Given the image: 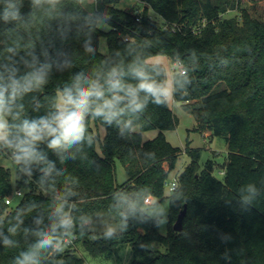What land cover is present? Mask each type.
<instances>
[{
	"label": "trees",
	"instance_id": "obj_1",
	"mask_svg": "<svg viewBox=\"0 0 264 264\" xmlns=\"http://www.w3.org/2000/svg\"><path fill=\"white\" fill-rule=\"evenodd\" d=\"M118 1L0 0L8 124L0 155H11L17 166L14 188L11 170L0 164V264H84L77 245L109 255L122 244L131 245L129 264H264V19L252 16L243 0H140L146 8L137 20ZM6 9L16 17L5 19ZM233 10L236 15L225 16ZM153 54L181 62L185 72L172 75L174 100L194 114L198 130L227 141L222 180L213 174V160L200 168L201 149L187 145L190 162L164 195L182 152L164 134L178 123L165 97L156 103L149 96L138 112L122 101L111 122L94 114L103 101L93 97L83 139L50 148L47 137L34 145L36 158L17 160L24 121L54 117L65 89L76 95L98 84L110 100L125 95L111 90L110 81L135 87L137 73L164 87L163 65L148 61ZM34 74L41 82L28 83ZM151 129L157 135L143 140ZM117 161L128 175L122 183ZM15 190L22 192L19 202L7 204ZM149 196L169 200L166 234L144 209ZM185 204L182 230L174 231Z\"/></svg>",
	"mask_w": 264,
	"mask_h": 264
},
{
	"label": "rangeland",
	"instance_id": "obj_2",
	"mask_svg": "<svg viewBox=\"0 0 264 264\" xmlns=\"http://www.w3.org/2000/svg\"><path fill=\"white\" fill-rule=\"evenodd\" d=\"M96 0H86V4L92 5ZM243 5L252 16L264 19V0H243ZM121 9L138 10L140 13L145 10L146 4L140 0H119L116 4ZM148 13L152 18L160 21V16L154 13L150 8ZM237 14V11H228L225 16L231 17ZM99 27L104 30L108 29V25L104 21L98 22ZM106 38L102 35L99 40V50L103 53L107 52ZM148 61L151 63H159L163 65L165 69V84L164 88L168 89L169 96L166 98L168 106L172 109L174 115L177 118V126L174 129L164 131L166 139L174 146L180 147L182 152L174 163V167L171 169L168 179L165 183L164 195L167 196L170 192L169 185L171 181L178 175L179 172L190 162V156L184 151V148L189 147L201 149V159L198 163L200 168H203L206 161L211 159L214 162L213 174L219 179H223L222 165L227 159L228 146L227 141L221 136H210L197 129V119L193 113L184 109L182 102L176 101L173 98V82H172V61L169 57L163 54H153L148 57ZM57 102L59 110L63 108L64 96L62 93H58ZM3 118L6 121L5 116ZM7 122V121H6ZM137 130V127L134 128ZM101 134L104 133L103 127H100ZM158 133L157 129H151L142 132L143 140H148L155 137ZM99 150V146L97 145ZM0 164L8 167L11 171V180L13 187L15 188L17 179V166L14 158L5 153L0 155ZM116 180L118 183L124 182L128 175L119 161L116 162ZM12 203L15 205L19 202L20 197L17 196L14 191L11 194ZM145 211L159 219V231L162 234H166L168 231V212H169V200L165 197L161 201L153 200L151 204L144 206ZM112 228V227H111ZM153 249L164 250V247L157 243H152ZM77 252L83 258L84 264H129L133 258V252L131 245L125 244L115 248V250L109 255H93L85 251L80 245L76 246Z\"/></svg>",
	"mask_w": 264,
	"mask_h": 264
},
{
	"label": "clouds",
	"instance_id": "obj_3",
	"mask_svg": "<svg viewBox=\"0 0 264 264\" xmlns=\"http://www.w3.org/2000/svg\"><path fill=\"white\" fill-rule=\"evenodd\" d=\"M13 6L9 5L11 9ZM16 17V12L5 10L4 18ZM139 83L135 87H127L119 80L110 81L109 87L113 91L125 92L124 96L114 95L112 99H104V91L98 84H92L89 88H78L76 95H73L72 90L65 89L64 91V107L51 119L42 118L39 121L29 123L24 121L21 131L24 134V139L19 140L15 147L19 151L17 160H24L25 162L36 158L34 145L47 137H51L48 146L50 148H60L74 144L83 139L84 134V118L85 114L90 108L91 98L102 100L103 103L96 107L94 114L103 116L105 120L111 122L117 118L123 109L118 105L122 101H126V107L132 112L142 111L145 107L146 100L149 96L155 99L156 103L161 102V97L167 98L169 96L168 89L158 86L150 81L142 73H137ZM35 80L37 83L41 82L39 75H33L27 82L31 83ZM145 94L144 98L140 97V93ZM4 91L0 89V141L8 142V124L3 118L5 108ZM42 244L48 241H41ZM28 257L25 256V260ZM23 264V262H21Z\"/></svg>",
	"mask_w": 264,
	"mask_h": 264
},
{
	"label": "built area",
	"instance_id": "obj_4",
	"mask_svg": "<svg viewBox=\"0 0 264 264\" xmlns=\"http://www.w3.org/2000/svg\"><path fill=\"white\" fill-rule=\"evenodd\" d=\"M134 11H135V14L137 16L136 19L139 20L140 12L138 10H134ZM172 69H173L172 70L173 73L174 72H181V73H184L185 72V70H184V68H183V66H182V64H181L180 61H174V62H172ZM176 185H177V180H176V178H174L171 181L170 185H169L170 190H173L176 187ZM14 193L17 196H20L22 194V192L20 190H15ZM11 201H12L11 197H7L6 198V203L7 204L10 203Z\"/></svg>",
	"mask_w": 264,
	"mask_h": 264
},
{
	"label": "water",
	"instance_id": "obj_5",
	"mask_svg": "<svg viewBox=\"0 0 264 264\" xmlns=\"http://www.w3.org/2000/svg\"><path fill=\"white\" fill-rule=\"evenodd\" d=\"M112 79L114 80L115 79V76H112ZM186 204L184 205L182 211L179 212L175 222L173 223V230L174 231H177V232H180L182 230V227H183V218L185 216V213H186Z\"/></svg>",
	"mask_w": 264,
	"mask_h": 264
},
{
	"label": "crops",
	"instance_id": "obj_6",
	"mask_svg": "<svg viewBox=\"0 0 264 264\" xmlns=\"http://www.w3.org/2000/svg\"><path fill=\"white\" fill-rule=\"evenodd\" d=\"M153 197H147V199H146V203H148V204H151L152 202H153Z\"/></svg>",
	"mask_w": 264,
	"mask_h": 264
}]
</instances>
